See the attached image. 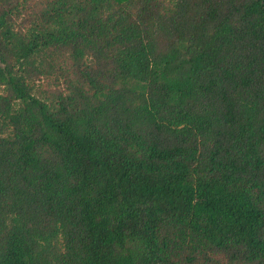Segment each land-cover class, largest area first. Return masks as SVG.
<instances>
[{
    "label": "trees",
    "instance_id": "16d2710c",
    "mask_svg": "<svg viewBox=\"0 0 264 264\" xmlns=\"http://www.w3.org/2000/svg\"><path fill=\"white\" fill-rule=\"evenodd\" d=\"M0 264H264V0H0Z\"/></svg>",
    "mask_w": 264,
    "mask_h": 264
},
{
    "label": "rangeland",
    "instance_id": "374dc122",
    "mask_svg": "<svg viewBox=\"0 0 264 264\" xmlns=\"http://www.w3.org/2000/svg\"><path fill=\"white\" fill-rule=\"evenodd\" d=\"M46 81L45 80H43V81H40L38 84H43V83H45ZM54 85H52L51 87H53Z\"/></svg>",
    "mask_w": 264,
    "mask_h": 264
}]
</instances>
